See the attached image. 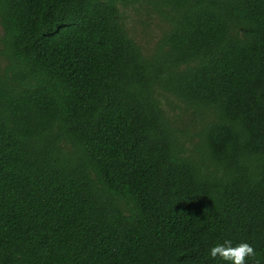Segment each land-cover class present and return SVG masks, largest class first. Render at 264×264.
<instances>
[{"label": "trees", "instance_id": "1", "mask_svg": "<svg viewBox=\"0 0 264 264\" xmlns=\"http://www.w3.org/2000/svg\"><path fill=\"white\" fill-rule=\"evenodd\" d=\"M0 27V264H264V0H0Z\"/></svg>", "mask_w": 264, "mask_h": 264}, {"label": "rangeland", "instance_id": "2", "mask_svg": "<svg viewBox=\"0 0 264 264\" xmlns=\"http://www.w3.org/2000/svg\"><path fill=\"white\" fill-rule=\"evenodd\" d=\"M123 22L130 36L144 49L151 51L165 30V24L145 7L129 8L122 12ZM2 29L0 27V37ZM0 63L2 59L0 58Z\"/></svg>", "mask_w": 264, "mask_h": 264}, {"label": "clouds", "instance_id": "3", "mask_svg": "<svg viewBox=\"0 0 264 264\" xmlns=\"http://www.w3.org/2000/svg\"><path fill=\"white\" fill-rule=\"evenodd\" d=\"M209 255L214 259L219 257L224 261H230L231 264H247L249 259L255 261L257 253L246 242L233 246L230 240H225L223 244H217L211 247Z\"/></svg>", "mask_w": 264, "mask_h": 264}]
</instances>
